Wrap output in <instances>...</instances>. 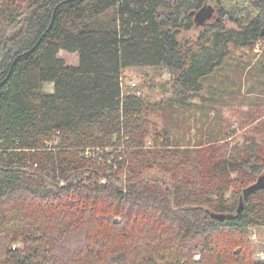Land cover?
Returning <instances> with one entry per match:
<instances>
[{"label": "trees", "instance_id": "1", "mask_svg": "<svg viewBox=\"0 0 264 264\" xmlns=\"http://www.w3.org/2000/svg\"><path fill=\"white\" fill-rule=\"evenodd\" d=\"M260 42L264 0H0V264H264V145L146 148L122 86L163 65L199 93Z\"/></svg>", "mask_w": 264, "mask_h": 264}, {"label": "rangeland", "instance_id": "2", "mask_svg": "<svg viewBox=\"0 0 264 264\" xmlns=\"http://www.w3.org/2000/svg\"><path fill=\"white\" fill-rule=\"evenodd\" d=\"M231 50L225 64L205 79L199 93L182 91L177 73L163 65L123 69L125 95L139 96L144 105L143 127L151 131L146 135V148L154 147L159 137L161 143L168 138L174 145L189 148L219 147L224 154L240 158L251 144L264 145L263 44L255 48L231 46ZM59 55L67 65L79 64L77 52L61 50ZM42 89L51 93L54 83L47 82ZM251 238L258 247L264 245V228H254Z\"/></svg>", "mask_w": 264, "mask_h": 264}, {"label": "built area", "instance_id": "3", "mask_svg": "<svg viewBox=\"0 0 264 264\" xmlns=\"http://www.w3.org/2000/svg\"><path fill=\"white\" fill-rule=\"evenodd\" d=\"M256 256H257V259L260 262H263L264 263V249L261 248V249L257 250Z\"/></svg>", "mask_w": 264, "mask_h": 264}, {"label": "water", "instance_id": "4", "mask_svg": "<svg viewBox=\"0 0 264 264\" xmlns=\"http://www.w3.org/2000/svg\"><path fill=\"white\" fill-rule=\"evenodd\" d=\"M242 205H243V204L241 203V206H240V208H239L240 210L242 209ZM216 217H218V218H220V219H224V218H225L224 216H222V215H219V214H218V215H216Z\"/></svg>", "mask_w": 264, "mask_h": 264}]
</instances>
